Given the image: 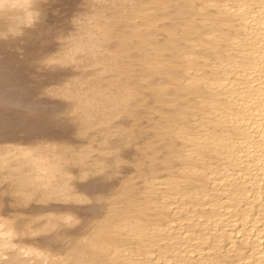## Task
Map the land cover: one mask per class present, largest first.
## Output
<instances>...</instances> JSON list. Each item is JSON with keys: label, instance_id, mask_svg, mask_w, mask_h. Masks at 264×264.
Returning <instances> with one entry per match:
<instances>
[{"label": "bare ground", "instance_id": "obj_1", "mask_svg": "<svg viewBox=\"0 0 264 264\" xmlns=\"http://www.w3.org/2000/svg\"><path fill=\"white\" fill-rule=\"evenodd\" d=\"M72 3L38 66L81 144L62 170L50 140L0 141V192L73 205L16 218L0 199V264H264V0ZM56 4L0 0L3 117L58 108L29 66Z\"/></svg>", "mask_w": 264, "mask_h": 264}, {"label": "rangeland", "instance_id": "obj_2", "mask_svg": "<svg viewBox=\"0 0 264 264\" xmlns=\"http://www.w3.org/2000/svg\"><path fill=\"white\" fill-rule=\"evenodd\" d=\"M73 0H63L62 6L57 5L54 7V15L57 16L51 18L50 29L55 31L54 37L50 34L49 36L40 35L36 43L31 50L35 52L33 55L30 53L29 58V66L33 68L32 80L34 81L31 89L32 91L38 90V96L40 98L50 97L51 100H54L57 103V107L50 106L43 113V116H37L33 120L32 117L29 119L25 114L18 115L17 117L8 118L3 117L5 112L0 115V138L1 142L9 141V142H20L24 147L31 149H47V146L44 141L50 140L52 141V145L50 149L57 155L61 164L62 170L68 166L69 158L68 156L72 153L71 150L73 148H78L80 146L81 139L77 134V118L74 114H68L66 108L70 105L68 104V100L66 99H58L56 96H53L49 93V89L55 84V71L52 69H48L45 67H39L38 64L46 55V47L50 46L57 47L58 38L61 34H68L73 30V24L71 18L73 16ZM49 37V38H48ZM32 47V46H31ZM31 56H34L35 59L31 60ZM63 74L68 75L70 73L69 69H64L62 71ZM26 71L18 72L21 79L26 77ZM24 81V80H23ZM44 84V85H43ZM35 85H38V89ZM41 117H43L41 119ZM44 119V120H43ZM20 132V133H19ZM16 135H26L27 137L18 138ZM31 136V137H28ZM5 138V139H3ZM17 139V140H16ZM71 146H74L71 148ZM134 150L126 152L127 157H133ZM74 171H79L75 166L73 168ZM67 176V175H64ZM82 182V180L78 181V184ZM59 184L55 186L59 188ZM82 190V189H81ZM63 192V191H62ZM19 195H10L5 192H0V199L3 202L2 208H12L15 212L16 218H21L29 215L40 214V210L42 206L46 207L48 211L55 210V213H60V208L64 204H72L71 200H46L44 203L38 202L36 199H33L30 204H22L17 200ZM11 204L15 205L12 207ZM73 205V204H72ZM11 206V207H10ZM37 235H32L28 237V240L31 242H36Z\"/></svg>", "mask_w": 264, "mask_h": 264}]
</instances>
